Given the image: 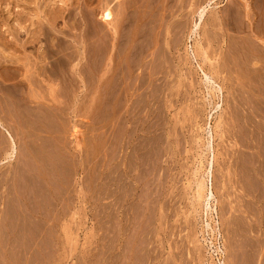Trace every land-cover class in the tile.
Returning <instances> with one entry per match:
<instances>
[{
    "label": "rangeland",
    "instance_id": "1",
    "mask_svg": "<svg viewBox=\"0 0 264 264\" xmlns=\"http://www.w3.org/2000/svg\"><path fill=\"white\" fill-rule=\"evenodd\" d=\"M4 1L0 264H264V0Z\"/></svg>",
    "mask_w": 264,
    "mask_h": 264
},
{
    "label": "bare ground",
    "instance_id": "2",
    "mask_svg": "<svg viewBox=\"0 0 264 264\" xmlns=\"http://www.w3.org/2000/svg\"><path fill=\"white\" fill-rule=\"evenodd\" d=\"M0 1H1L0 3H2V0H0ZM19 1H22V0H18L17 3H18ZM23 1H24V0H23ZM34 1H35V0H34ZM49 1H51V3L53 2V0H49ZM61 1H62V0H61ZM108 1H110L109 3H111V0H108ZM108 1H107V2H108ZM112 1H113V0H112ZM122 1H123V0H122ZM139 1H140V0H139ZM144 1H146V0H144ZM148 1H149V0H148ZM150 1H151V0H150ZM181 1H182V0H181ZM4 2H5V1L3 0V3H4ZM27 2H28V1H27ZM124 2H125V1H124ZM124 2H122V3H124ZM132 2H133V0H132ZM132 2H131V5L133 6ZM135 2L138 3V1H135ZM151 2H152V1H151ZM159 2H160V0H159ZM9 3L11 4V2H9ZM22 3H23V2H22ZM31 3H32V2H31ZM34 3H35V2H34ZM63 3H65L64 5L68 6L69 9H70V6L68 5V2H67L66 0H65V1L63 0ZM109 3H107V4H109ZM122 3H121V4H122ZM133 3H134V2H133ZM140 3H141V1H140ZM143 3H144V2H143ZM147 3H150V2H147ZM160 3H161V2H160ZM160 3H159V4H160ZM162 3H163V1H162ZM4 4H5V3H4ZM13 4H14V3H13ZM19 4H20V3H19ZM70 4H71V3H70ZM78 4H79V3H78ZM107 4H106V6H107ZM135 4H136V3H135ZM144 4L146 5V2H145ZM144 4H143V5H144ZM153 4H154V3H153ZM153 4H151V5H153ZM0 5H1V4H0ZM2 5H3V4H2ZM50 5H52V4H50ZM100 5H101V4H100ZM124 5H126V4H124ZM131 5H129V6H131ZM143 5H142V8H143ZM161 5H162V4H161ZM7 6H8V5H7ZM48 6H49V5H48ZM53 6H54V5H53ZM121 6H123V4H122ZM121 6H120V7H121ZM126 6H128V5H126ZM129 6H128V8H129ZM134 6H135V5H134ZM136 6H137V4H136ZM136 6H135V8H136ZM138 6H139V5H138ZM156 6H158V5H156ZM156 6H154V7H156ZM163 6H164V5H163ZM166 6H167V5H166ZM238 6H239V5H238ZM18 7H20V6H18ZM68 7H67V9H65V7H63L65 10H63V8H62L60 11H58V10L55 11V10H53V9H52V10L55 11V16H57V17H59L60 15H61V17H63L64 15H65L66 17H69V16H70V13L68 14L69 16H67V12H69ZM117 7H118V6H117ZM145 7H146V6H145ZM147 7H148V6H147ZM150 7H151V6H150ZM6 8H7V7H6ZM124 8H125V7H124ZM133 8H134V7H133ZM133 8H132V9H133ZM18 9H19V8H18ZM49 9H50V8H49ZM120 9H121V8H120ZM126 9H127V8H126ZM126 9H124L125 12H126ZM137 9H138V8H137ZM147 9H149V8H147ZM161 9H162V8H161ZM172 9H173V8H172ZM261 9H262V8H261ZM70 10H71V9H70ZM93 10H94V9H93ZM122 10H123V9H122ZM122 10H121V11H122ZM130 10H131V9H130ZM144 10H146V9H144ZM170 10H171V9H170ZM227 10H228V9H227ZM227 10H226V11H227ZM230 10H231V9H230ZM258 10H259V9H258ZM262 10H263V9H262ZM8 11H9V10H8ZM10 11H11V10H10ZM112 11H113V10H112ZM138 11H139V9L137 10V12H138ZM205 11H206V10H205ZM233 11H234V10H233ZM237 11H238V10H237ZM23 12H24V11H23ZM23 12H22V13H23ZM94 12H95V11H94ZM107 12H108V13H107V16H106V17H107V21L110 22V20H111L114 16H113V17L110 16V15H111V14H109V13H111L110 11H107ZM128 12H129V10H128ZM163 12H164V11H163ZM230 12H231V11H230ZM14 13H15V12H14ZM17 13H18V12H17ZM22 13H21V14H22ZM129 13H130V12H129ZM134 13H135V12H134ZM147 13H148V12H147ZM147 13H146V14H147ZM152 13H153V11H152ZM204 13H206V12H204V11H203V13L201 12V14H204ZM223 13H224V12H223ZM238 13H239V12H238ZM238 13H236V14H238ZM242 13H243V12H242ZM255 13H256V12H255ZM262 13H263V11H262ZM21 14H20V16H21ZM38 14H39V13H38ZM53 14H54V12H53ZM104 14H105V13H104ZM123 14H124V13H123ZM236 14H235V15H236ZM243 14H244V13H243ZM17 15H18V14H17ZM62 15H63V16H62ZM173 15H174V14H173ZM204 15H205V14H204ZM204 15H202L201 19L203 18ZM230 15H231V14H230ZM249 15H250V14H249ZM22 16H23V15H22ZM38 16H39V15H38ZM65 16H64V18H65ZM109 16H110V17H109ZM145 16H146V15H145ZM155 16H156V15H155ZM224 16H225V14H224ZM243 16H244V15H243ZM250 16H251V15H250ZM254 16H255V15H254ZM259 16H260V15H259ZM16 17H17V16H16ZM31 17H32V16H31ZM106 17H105V18H106ZM111 17H112V18H111ZM119 17H120V15H119ZM124 17H125V16H124ZM135 17H136V16H135ZM255 17H256V16H255ZM263 17H264V16H263ZM263 17H262V18H263ZM19 18H20V17H19ZM19 18H18V19H19ZM70 18H71V17H70ZM143 18H144V17H143ZM224 18H225V17H224ZM228 18H229V17H228ZM236 18H237V17H236ZM252 18H253V17H252ZM257 18H258V17H257ZM259 18H261V16H260ZM15 19H16V18H15ZM58 19H59V18H58ZM120 19H121V18H120ZM226 19H227V18H226ZM233 19H234V18H233ZM243 19L245 20L244 17H243ZM1 20H3V19H1ZM6 20H7V19H6ZM9 20H10V19H9ZM32 20H33V19H32ZM32 20H31V21H32ZM45 20H46V19H45ZM47 20H48V19H47ZM125 20H126V18H125ZM136 20H137V19H136ZM147 20H148V18H147ZM147 20H146V21H147ZM153 20H154V19H153ZM160 20H161V19H160ZM223 20H224V19H223ZM252 20H254V19H252ZM260 20H261V19H260ZM262 20H263V19H262ZM24 21H25V20H24ZM34 21H35V20H34ZM58 21H59V20H58ZM112 21H113V19H112ZM123 21H124V20H123ZM123 21H122V22H123ZM126 21H127V20H126ZM201 21H202V20H201ZM214 21H215V20H214ZM237 21H238V20H237ZM5 22H6V21H5ZM20 22H21V21H20ZM129 22H130V21H129ZM228 22H229V20H228ZM234 22H235V20H234ZM241 22H242V21H241ZM255 22H256V21H255ZM258 22H259V21H257V23H258ZM18 23H19V22H18ZM30 23H31V22H30ZM32 23H33V22H32ZM55 23H56V22H55ZM55 23H53V24H55ZM112 23H113V22H112ZM123 23H125V22H123ZM223 23H224V22H223ZM225 23H226V22H225ZM253 23H254V22H253ZM253 23L251 22V24H253ZM259 23H261V21H260ZM53 24H50V25H52V27L54 28V25H53ZM101 24H102V23H101ZM144 24H145V23H144ZM146 24H147V23H146ZM146 24H145V25H146ZM232 24L234 25V23H232ZM244 24H245V22H244ZM262 24H263V22H262ZM262 24H261V25H262ZM27 25H28V24H27ZM120 25H121V24H120ZM142 25H143V23H142ZM149 25H150V24H149ZM227 25H228V24H227ZM230 25H231V24H230ZM236 25H237V24H236ZM236 25H235V26H236ZM239 25H240V23H239ZM245 25H246V24H245ZM263 25H264V24H263ZM18 26H19V25H18ZM38 26H39V25H38ZM159 26H160V25H159ZM223 26H224V24H223ZM228 26H229V25H228ZM252 26H253V25H252ZM256 26H257V25H256ZM256 26H255V27H256ZM8 27H9V26H8ZM21 27H22V26H21ZM34 27H35V26H34ZM112 27L114 28V26H112ZM143 27H144V26H143ZM148 27H149V26H148ZM151 27H152V26H151ZM153 27H154V26H153ZM153 27H152V28H153ZM196 27H198V25H197ZM231 27H232V26H231ZM241 27H242V26H241ZM55 28H56V27H55ZM117 28H118V27H117ZM119 28H120V27H119ZM145 28H146V27H145ZM163 28H164V27H163ZM224 28H225V27H224ZM239 28H240V27H239ZM258 28H260V27H258ZM19 29H21V28L19 27ZM39 29H40V28H39ZM48 29H49V28H48ZM226 29H227V28H226ZM245 29H246V28H245ZM261 29H263V26L261 27ZM261 29H260V30H261ZM53 30H54V29H53ZM53 30H52V31H53ZM150 30H151V29H150ZM152 30H153V29H152ZM234 30H235V28H234ZM50 31H51V30H50ZM140 31H141V30H140ZM238 31H239V30H238ZM253 31H255V30H253ZM253 31H252V32H253ZM257 31H259V30H257ZM262 31L264 32V30H262ZM262 31H261V32H262ZM242 32H244V31L242 30ZM245 32H247V31H245ZM249 32H250V31H249ZM263 32H262V33H263ZM33 33H34V32H33ZM52 33H53V32H52ZM239 33H240V32H239ZM253 33H254V32H253ZM30 34H31V33H30ZM66 34H67V33H66ZM134 34H136V33H134ZM134 34H133V36H134ZM247 34H248V32H247ZM249 34H250V33H249ZM251 34H252V33H251ZM15 35H16V34H15ZM27 35H28V34H27ZM241 35H242V34H241ZM253 35H254V34H253ZM137 36H138V35H137ZM142 36H143V34H142ZM142 36H140V37H142ZM119 37H120V36H119ZM140 37H139V38H140ZM145 37H146V35H145ZM246 37H247V36H246ZM246 37H243V36H242V38H245V39H246ZM254 37H256V36H254ZM260 37H261V33H260ZM133 38H134V37H133ZM249 38H251V37L249 36ZM249 38H248V39H249ZM258 38H259V37H258ZM143 39H144V38H143ZM148 39H149V38H148ZM262 39H263V38H262ZM131 40H132V39H131ZM242 40H243V39H242ZM246 40H247V39H246ZM139 41H140V40H139ZM156 41H157V40H156ZM256 41H257V40H256ZM259 41H260V40H259ZM110 42H111V41H110ZM117 42H118V41H117ZM145 42H146V41H145ZM249 42H250V41H249ZM261 42H262V40H261ZM261 42H260V43H261ZM51 43H52V42H51ZM251 43H252V42H251ZM262 43H263V42H262ZM253 44H254V43H253ZM257 44H258V43H257ZM50 45H51V44H50ZM91 45H92V44H91ZM116 45H117V44H116ZM116 45H114V46L116 47ZM128 45H129V44H128ZM241 45H242V44H241ZM244 45H245V44H244ZM254 45H255V44H254ZM52 46H53V45H52ZM148 46H149V45H148ZM134 48H135V47H134ZM259 48H261V47H259ZM50 49H51V48H50ZM147 49H148V47H147ZM147 49H146V50H147ZM244 49H245V48H244ZM251 49H252V48H251ZM253 49H254V48H253ZM255 49H256V48H255ZM134 50H135V49H134ZM245 50H247V48H246ZM105 51H106V50H105ZM135 51H136V50H135ZM250 51H251V50H250ZM146 52H147V51H146ZM255 52H256V51H255ZM77 53H78V52H77ZM148 53H149V52H148ZM148 53H146V54H148ZM244 53H245V52H244ZM117 54H118V53H117ZM128 54H129V53H128ZM130 54H131V53H130ZM152 54H153V53H152ZM250 54H251V53H250ZM107 55H108V54H107ZM142 55H143V54H142ZM153 55H154V54H153ZM243 55H244V54H243ZM257 55H258V54H257ZM71 56H72V55H71ZM71 56H70V57H71ZM150 56H151V55H150ZM109 57H110V56H109ZM111 57H112V56H111ZM255 57H256V56H255ZM257 57H258V56H257ZM262 57H263V55H262ZM117 58H118V57H117ZM120 58H121V57H120ZM122 58H123V57H122ZM152 58H153V57H152ZM258 58H259V57H258ZM109 59H110V58H109ZM111 59H112V58H111ZM111 59L109 60V62L111 61ZM113 59H114V58H113ZM131 59H132V58H131ZM246 59H247V58H246ZM263 59H264V58H263ZM255 60H256V59H255ZM146 61H147V59H146ZM253 61H254V60H253ZM257 61H258V60H257ZM261 61H262V60H261ZM263 61H264V60H263ZM111 62H112V61H111ZM138 62H139V61H138ZM101 63H102V62H101ZM115 63H116V61H115ZM127 63H128V62H127ZM130 63H131V62H130ZM247 63H248V62H247ZM111 64H112V63H111ZM134 64H135V63H134ZM146 64H147V63H146ZM234 64H235V63H234ZM147 65H148V64H147ZM236 65H237V64H236ZM123 66H124V65H123ZM125 66H127V65H125ZM130 66H131V65H130ZM223 66H224V65H223ZM242 66H243V65H242ZM106 67H108V68L106 69V72H105V73H106L107 75H108V74L110 75V73L113 72V71H112V70H113V67H112V69H111V67H110L109 65L106 66ZM116 67H117V66H116ZM134 67H135V66H132V69H133ZM159 67H160V66H159ZM118 68H119V67H118ZM124 68H125V67H124ZM127 68H128V67H127ZM130 68H131V67H130ZM143 68H144V67H143ZM134 69H136V68H134ZM128 70H129L130 72L133 71V70L131 71L130 69H128ZM259 70H260V69H259ZM121 71H122V70H121ZM114 72H115V70H114ZM127 72H128V71H127ZM143 72H147V71H143ZM156 72H157V71H156ZM158 72H159V71H158ZM122 73H123V72H122ZM133 73H134V71H133ZM130 74H131V73H129V75H130ZM262 74H263V73H262ZM107 75H106V76H107ZM109 75H108V76H109ZM119 75H120V74H119ZM122 75H123V74H122ZM142 75H144V73H142ZM149 75H150V74H149ZM145 76H146V74H145ZM205 76H206V78L208 77L206 74H205ZM124 77H126V76H124ZM137 77H138V75H137ZM137 77H136V78H137ZM122 78H123V77H122ZM127 78H128V77H127ZM127 78H126V79H127ZM130 78H131V77H130ZM140 78H141V76H140ZM148 78H150V77H148ZM151 78H152V77H151ZM262 78H263V77H262ZM133 79H134V77H133ZM137 79H138V78H137ZM137 79H135L136 81L134 80L136 83H138V82H137ZM120 80H121V79H120ZM141 80H143L144 83L146 82V81H145L146 78H145V80H144V79H141ZM141 80H140V81H141ZM148 80H149V79H148ZM148 80H147V81H148ZM152 80H153V79H152ZM140 83H142V85H141ZM140 83H139V84H140L139 87L142 86V88H143V86H144L143 84H144V83H143L142 81H141ZM148 83H149V81H148ZM148 83H147V84L145 83V84L148 85ZM124 84H125V83H124ZM134 84H135V83H134ZM149 84H150V83H149ZM263 85H264V84H263ZM129 87H130V86H129ZM148 87H149V86H148ZM258 87H259V86H258ZM106 88H107V87H106ZM133 88H134V87H132L131 89H133ZM111 89H112V88H111ZM128 89H129V88H128ZM137 89L139 90L140 88L137 87ZM137 89L135 88L134 92H135V91L137 92ZM144 89H147V86H146V88H145V86H144ZM148 89H149V88H148ZM128 91H129V90H128ZM130 91H131V90H130ZM110 92H111V91H110ZM132 92H133V91H132ZM249 92H250V91H249ZM128 93H129V92H128ZM138 93H139V92H138ZM129 95H130V96H133V97H135V98L137 97L135 94H133V95H132V94H129ZM129 95H128V97H129ZM134 95H135V96H134ZM137 95H138V94H137ZM156 95H157V94H156ZM133 97H131V98H133ZM123 98H125V97H123ZM129 98H130V97H129ZM133 99H134V98H133ZM146 99H147V98H146ZM149 99H150V98H149ZM152 99H153V98H152ZM116 100H117V99H116ZM131 100H132V99H130V101H131ZM154 100L156 101V99H154ZM261 100H262V99H261ZM117 101H118V100H117ZM134 101H135V100H134ZM134 101H133V102H134ZM137 101H138V100H137ZM152 101H153V100H152ZM141 102H142V101H141ZM127 103H128V102H127ZM147 103H148V102H147ZM152 103H153V102H152ZM156 103H157V101H156ZM148 104H150V103H148ZM148 104H147V105H148ZM154 104H155V102H154ZM154 104H153V105H154ZM115 106H116V105H115ZM135 106H136V105H135ZM149 106H152V104L149 105ZM157 107H158V106H157ZM121 108H122V107H121ZM135 108H136V107H135ZM143 108H144L143 110L146 109V107H143ZM151 108H154V107H151ZM151 108H150V109H151ZM122 109H123V108H122ZM139 109H140V108H139ZM253 109H254V108H253ZM114 111H115V110H114ZM152 111H153V110H152ZM150 112H151V110H150ZM151 114H152V113H151ZM135 123H136V122H135ZM246 125H247V124H246ZM254 125H255V124H254ZM239 126H240V125H239ZM135 130H136V129H135ZM135 130H134V131H135ZM147 132H148V131H147ZM156 132H157V129H156ZM134 135H135V134H134ZM160 138H161V137H160ZM143 142H144V141H143ZM162 145H163V144H162ZM136 149H137V148H136ZM125 150H126V149H125ZM138 159H139V158H138ZM126 162H127V161H126ZM142 162H143V161H142ZM156 163H157V162H156ZM127 164H128V163H127ZM143 164H144V163H143ZM131 167H132V166H131ZM142 167H143V166H142ZM136 168H137V167H136ZM141 170H142V169H141ZM144 170H145V169H144ZM158 170H159V169H158ZM156 171H157V170H156ZM140 175H141V174H140ZM124 178H125V177H124ZM121 185H122V184H121ZM201 185H202V184H201ZM203 185H204V184H203ZM198 186H199V185H198ZM199 187H200V186H199ZM201 188H202V187H200V189H201ZM204 189H205V187H204L203 189H201V190H202V193L200 192L199 195H200V194H203V190H204ZM133 191H134V190H133ZM124 192H125V191H124ZM128 192H129V191H128ZM211 195H212V194H211ZM201 196H202V195H201ZM143 200H144V199H143ZM163 207H164V206H163Z\"/></svg>",
    "mask_w": 264,
    "mask_h": 264
}]
</instances>
